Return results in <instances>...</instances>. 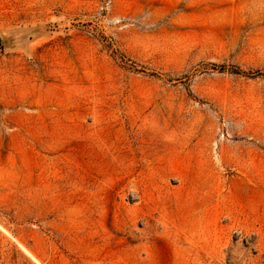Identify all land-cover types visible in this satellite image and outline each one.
Returning a JSON list of instances; mask_svg holds the SVG:
<instances>
[{
  "label": "rangeland",
  "instance_id": "374dc122",
  "mask_svg": "<svg viewBox=\"0 0 264 264\" xmlns=\"http://www.w3.org/2000/svg\"><path fill=\"white\" fill-rule=\"evenodd\" d=\"M0 264H264V0H0Z\"/></svg>",
  "mask_w": 264,
  "mask_h": 264
}]
</instances>
